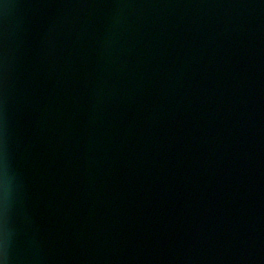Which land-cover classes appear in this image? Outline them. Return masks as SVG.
Listing matches in <instances>:
<instances>
[{
	"label": "water",
	"instance_id": "95a60500",
	"mask_svg": "<svg viewBox=\"0 0 264 264\" xmlns=\"http://www.w3.org/2000/svg\"><path fill=\"white\" fill-rule=\"evenodd\" d=\"M6 264H264V0H0Z\"/></svg>",
	"mask_w": 264,
	"mask_h": 264
},
{
	"label": "clouds",
	"instance_id": "9594fccd",
	"mask_svg": "<svg viewBox=\"0 0 264 264\" xmlns=\"http://www.w3.org/2000/svg\"><path fill=\"white\" fill-rule=\"evenodd\" d=\"M2 244H7V240L4 239L3 241H0ZM0 264H6V259L0 256Z\"/></svg>",
	"mask_w": 264,
	"mask_h": 264
}]
</instances>
